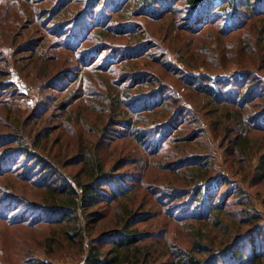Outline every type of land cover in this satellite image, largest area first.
I'll return each mask as SVG.
<instances>
[{
	"label": "rangeland",
	"instance_id": "374dc122",
	"mask_svg": "<svg viewBox=\"0 0 264 264\" xmlns=\"http://www.w3.org/2000/svg\"><path fill=\"white\" fill-rule=\"evenodd\" d=\"M66 1L0 0V89L4 92L0 93V135L13 131L14 136L0 138V160L9 149H18L16 158L9 153L0 162V264H26L29 257L48 264H85L91 242L121 229L119 219L126 213L139 220L134 227L149 234L142 247L145 252L149 249L152 264H170L175 252H190L197 230H204L203 242L218 251L232 241L231 235L264 229V132H250L248 150L237 155L231 147L239 121L235 109L221 107L216 92H209L222 86L227 93L236 79L243 80L248 73L254 80L245 86L256 85L264 97V36L257 26H263L264 19L245 23L246 35V31L224 33L229 19L222 15L218 24L195 30L182 1L160 0L158 15H152L148 11L155 8L152 4L144 9L143 0H120L122 9L116 7L117 11L104 3L107 11L103 7L87 13L90 18L84 26L100 37L93 42L85 37L72 48L70 41H79L73 34L78 29L61 26L62 19L83 12L88 0H75L68 13L48 19L51 10ZM164 6L173 10L164 11ZM46 18L47 30L42 27ZM59 25L65 33L57 31ZM125 26L126 32L121 30ZM246 43L252 48L245 51ZM78 47L97 48L96 58L80 62L73 50ZM122 49L133 56L116 65L114 73H103L109 54L115 56ZM111 63L110 59L107 65ZM129 72L140 74L137 82L132 77L124 80ZM151 93L161 94L156 109L126 116V108L131 110L136 102L142 107L143 98ZM146 100L147 105L153 103L151 98ZM173 114L178 128L157 152L134 135H121L123 124L115 122L136 116L134 120L143 119L151 126ZM39 139L41 145L36 146ZM26 147H31L29 154ZM189 154L203 157L212 166L210 175L221 181L215 188L222 202L232 197L228 205L232 214L223 215L225 223L234 226L232 232L193 221L195 208L178 219L185 202L180 190L196 185L185 171ZM86 158L96 159L103 173L98 165L91 172L93 166ZM222 177L230 185L224 186ZM56 187L78 195L79 208L72 217L76 228L85 231L84 249L69 243L63 227L50 222L55 218L48 207L53 204L50 190ZM94 188L99 189L97 196H104L95 204H84L90 196L86 191ZM107 188L123 194L111 201ZM169 193L176 196L169 199ZM245 213L260 220L243 226L234 223ZM108 245L104 243L103 250H109ZM80 250L85 252L75 257Z\"/></svg>",
	"mask_w": 264,
	"mask_h": 264
},
{
	"label": "trees",
	"instance_id": "16d2710c",
	"mask_svg": "<svg viewBox=\"0 0 264 264\" xmlns=\"http://www.w3.org/2000/svg\"><path fill=\"white\" fill-rule=\"evenodd\" d=\"M31 1H45V0H31ZM48 1V0H46ZM79 1V0H78ZM81 1V0H80ZM160 0H143L141 1L144 4V9H148L147 6L152 4L155 6L154 9H148L152 15L157 14L158 6H162V3L159 2ZM176 1V0H174ZM182 1L187 8L191 12V19H189V25L192 26L195 30L203 28L204 25L207 23H219L218 15H222L229 19L226 27L228 31L224 30V33H237L246 31L247 25L249 21L253 19H264V0H178ZM75 0H68L61 5L58 4L53 10H51V15L48 19L53 20L54 15L60 16L63 12L68 13V9L71 5H73ZM129 0H126L128 3ZM110 8L113 11H117L115 8L122 6L123 1L120 0H88V5L84 9L83 12H78V14L71 17L69 20L62 19V25L68 26H76L75 29H78V32L75 33L77 39H72L70 44L73 46H69L72 48H76L82 40L87 37V42H93L96 40L97 37H100L99 34H94L93 30L88 28V26H84L86 23V18L89 17L87 13H97L98 9H103L107 11L106 7ZM166 3H170V0L166 1ZM93 5V12L90 10V6ZM110 5V6H109ZM164 11H172L171 7L164 6L162 7ZM122 9V7H120ZM119 9V10H120ZM65 14V13H64ZM90 18V17H89ZM46 18L45 23H42V27L47 30V21ZM43 20V19H42ZM35 22V21H34ZM263 23V22H261ZM94 24V23H93ZM215 24V25H217ZM186 25V24H185ZM261 25H257L260 30H262V36H264V23ZM60 25L57 27L60 29ZM121 30L126 32L129 27L125 26ZM53 28V27H52ZM51 28V29H52ZM57 30L62 34L65 33L66 29ZM110 28H106L104 31H109ZM56 32V31H54ZM83 33V36H82ZM248 31L244 33L246 35ZM104 38V37H103ZM101 38L100 40H102ZM69 39V38H67ZM264 38H261L263 40ZM103 46L102 44H100ZM66 46V45H65ZM70 49L68 46H66ZM113 47V46H112ZM109 50H112L113 48ZM252 48L250 43H246L243 50H247ZM82 47H78V49H73L76 54H79L78 60L80 62L86 63V57L88 61L93 60L96 58L94 55L97 52V48H90L87 50H82ZM71 50V49H70ZM36 48L32 49V56H35ZM108 55V54H107ZM112 55V54H111ZM141 55V54H140ZM133 55H130L127 50H118L116 55L110 56V59L113 63L107 65L106 62L104 63L103 67H101L104 71L103 73H114L116 71V65L122 62L124 59L129 58ZM138 56V55H137ZM135 72L126 73L127 76H124V80H127L128 77L137 78L140 76L139 73L134 74ZM245 78L243 80L236 79V82L232 83L231 85L234 86V89L230 88L229 91L222 92V86L218 90L210 89V93L216 92L215 100L217 104H220L221 107H231L234 108L235 111L233 114L236 116L235 119H239L237 122L236 127L234 128L233 132L235 133V138L231 142L232 148L234 147L237 155H242L246 149L250 146V138L249 133L255 131H262L264 132V97L262 96L261 92L257 93V86H245L246 83H251L254 80V76H248V73H245ZM248 77H253L249 79ZM135 80L137 82L138 80ZM245 79H247L245 81ZM121 82L118 80L117 83ZM231 80L226 82V86L230 84ZM239 83V84H238ZM244 83V85H243ZM125 81H123L119 87L123 86ZM238 85V86H236ZM225 87V86H224ZM133 88V86H132ZM0 93H4L0 89ZM208 93V94H210ZM160 93H151L147 95V98H151L153 100L152 104H145L147 98H143V105L142 107L139 106L136 102L135 105H132V109L125 110L126 116L128 113L135 112L141 113L142 111H149V109L155 108V106L161 102L162 100L158 101V97ZM136 99V98H135ZM162 103V102H161ZM127 106V104H126ZM156 109V108H155ZM118 111V110H116ZM233 111V110H232ZM118 114L120 112H117ZM161 116H166L161 114ZM176 114H173V117L168 119H159V122L154 123L150 126L148 121L143 122V119L134 120V117H127L123 119H117L115 122L123 124L122 130L120 129L119 132L125 133L126 135H134L138 141L143 143L146 147H150V151H160L164 149L167 143L174 137V131L178 128L177 123L174 121ZM232 117V115L230 114ZM183 117V114L180 115ZM147 120V119H146ZM13 133V131H12ZM12 133L8 135H0L1 137H9V139L14 138ZM120 135H116L119 137ZM7 139V140H9ZM9 145V144H8ZM41 145V139H39L36 146ZM3 146H7V143H4ZM18 149L13 148L9 149V151L2 155L0 162L4 158L10 157L9 153L12 154V157L16 158L15 152ZM31 152V147H26V154ZM23 154V153H22ZM188 159H190L187 164L185 165V171H189L192 176V182L196 183L195 186L190 188H186L184 190H180L183 197L182 200L184 202L183 212L181 213L178 219H182L185 217L186 213L195 208L193 213V221L202 220L204 222H208L210 225L216 226L219 230L227 233L232 232V228L234 226L226 224L223 220V215H231L232 211L228 207L231 196H227L222 202V196H219V193H216V188L220 185L221 181H215L213 176L210 175L212 171V166L205 162V159L201 156H193L189 154ZM13 159V158H12ZM86 162L91 164L93 168H90L91 172H95V168L98 165L99 173H103V168L99 164L96 159L86 158ZM14 160V159H13ZM15 161V160H14ZM7 162V159H5ZM263 169V176H264V156L262 158V168ZM9 171H6L7 173ZM96 173H94L93 178H95ZM100 177L98 175L96 179ZM95 180V179H94ZM220 180L225 181L224 186L230 185L229 180L226 177L220 178ZM112 184H114L112 182ZM89 185H84V188H88ZM109 189L108 192L110 193V200H118V197L123 194L120 192L121 190H113L112 188ZM115 189V188H114ZM99 189L94 188L91 191H86V194H90L87 196L83 202L86 205L95 204L96 201L102 198L104 195L97 196ZM213 191V196H211V192ZM52 200H50L53 204H49V209L55 211L53 215L55 218L51 220V224L60 225L64 229V235L67 238V241L72 245L78 246L80 249L85 248V231L82 228H76L78 224L76 219L72 216V211L79 208L80 201L78 200L77 193H74L73 190L69 189L66 190L65 188H52L50 190ZM104 193V192H103ZM64 196H62V195ZM170 194V193H169ZM62 196V197H61ZM176 195L170 194L167 197H174ZM61 198V200H59ZM67 209L68 211H63ZM129 210V209H128ZM126 210V211H128ZM64 213H63V212ZM132 213H126L123 217H120L119 223L122 226L121 229L113 231L108 234L102 235L100 238H97V241L91 242L89 250L86 254L85 264H152L151 259L153 256L150 255L149 249L147 252L144 251L142 245L145 243L146 239L149 238V234L147 232H142L139 228L134 227L136 222L139 220L134 218ZM241 221L237 219L234 220L237 225H244L249 222L250 225L256 223L260 220L258 216H249L248 213L243 215ZM146 218V217H145ZM212 221V223H210ZM204 230H197V234L195 240L192 245V250L190 252H175L172 255V261L170 264H264V229L262 228H254L244 234L240 235H231V242L224 246L222 250H214V246L208 243H204L205 237ZM79 243V244H78ZM104 243H108L109 250H103ZM107 246V247H108ZM85 251L80 250L79 252L74 253L75 257H79ZM26 264H48L44 260L35 259V258H28L26 260Z\"/></svg>",
	"mask_w": 264,
	"mask_h": 264
}]
</instances>
